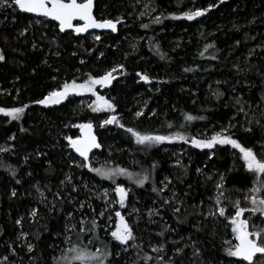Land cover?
<instances>
[{"label": "trees", "instance_id": "16d2710c", "mask_svg": "<svg viewBox=\"0 0 264 264\" xmlns=\"http://www.w3.org/2000/svg\"><path fill=\"white\" fill-rule=\"evenodd\" d=\"M12 2L0 0V107H27L19 120L0 113V148L6 149L0 151V264H69L73 246L110 253L104 264H249L227 255L237 243L230 218L239 202L248 231L264 229V216L249 211L253 196L264 198V187L237 149L197 148L191 139L227 129L264 158V0H95L97 18L124 21L116 33L84 36L60 33L54 22L23 14ZM210 4L215 7L201 17L182 16ZM114 68L112 87L94 91L113 104L108 112L119 124H100L109 113L92 111L91 92L35 103L65 82L81 84ZM90 121L101 146L89 166L124 168L132 179H104L78 166L82 159L65 137H76L78 125ZM127 128L179 133L188 142L139 145ZM116 184L127 191L123 207ZM254 187L260 191L253 193ZM33 208L36 217L29 216ZM117 211L135 237L126 245L110 235ZM253 264H264V257Z\"/></svg>", "mask_w": 264, "mask_h": 264}, {"label": "snow or ice", "instance_id": "6c2138e0", "mask_svg": "<svg viewBox=\"0 0 264 264\" xmlns=\"http://www.w3.org/2000/svg\"><path fill=\"white\" fill-rule=\"evenodd\" d=\"M14 5L21 11L25 13H33L37 16H42L50 19L51 21H55L58 23L60 32H64L65 29H73L75 33H83L86 32L90 28L97 29H111L112 32H116L117 24L120 22L119 19L116 21L110 19L97 20L93 15V0H13ZM222 2V0H221ZM2 6V5H0ZM214 4H210L208 8L196 9L194 11H186L182 13V16L186 20H193L197 17L203 16L209 9L214 8ZM143 15V13H141ZM178 19L180 17H173ZM82 21V24H74L73 21ZM39 23V21H37ZM153 22L159 23L160 18L157 17ZM142 27H147V25H142ZM96 40H100V36L95 37ZM213 47V45H206V48ZM103 55V53H101ZM203 55V52L200 53ZM5 57L0 55V61H3ZM119 68H123V65H119ZM116 69H112V71L105 72L104 75L99 77L89 76V78L81 84H77L75 81L71 83L65 82L62 84L58 90H52L48 92L47 95L43 96L42 99L36 100L35 103L40 105H49V104H58L61 100L65 99L70 93H80V92H91L94 96L96 93L94 91V87L96 85L104 86L105 84L111 83L114 79L112 72H115ZM185 71H191V69H185ZM140 80L148 82L149 77L147 75H142L137 73ZM55 79V77H54ZM264 98V97H262ZM239 102V101H237ZM95 105V106H93ZM93 105H89L92 108L93 112L100 111L102 109H112L114 106L108 100H106L103 96H96V100L93 101ZM25 107H13V108H3L0 107V113H3L6 117H10L13 120H19L21 114H23ZM242 110V109H241ZM141 112H137L136 116H141ZM185 119L191 121L195 119V117L191 115H185ZM203 119V117H200ZM117 123L119 121L116 120L115 116H111L108 119L102 122V126L104 124H112ZM81 129V136L75 139L71 137H65L68 141V146L76 152L80 157L83 158L82 162L78 165L80 167L88 168L89 171L95 172L97 175L101 176L104 179H111L114 181L115 176H127L129 179H132V174L128 173L124 168L116 167L109 169H101V168H92L89 166V152L94 148H99L101 145L97 143L96 137L92 135L91 129L92 124H81L78 125ZM123 127V125H121ZM23 131V129H21ZM251 131V129H247ZM127 132L131 134V136L135 139V143L139 145H153L160 144L165 141H173V140H184L188 142L186 138L179 133L170 136L164 135H152V134H141L139 131H136L132 128H127ZM227 129H222L221 132L215 133L211 136L210 139H191V144L197 148H213L215 145H230L232 148L237 149L240 153V159L243 160V167L250 173H253L256 177L259 178L261 187H264V158H258L257 154L254 152L252 148L242 146L236 139H233L230 134L227 133ZM264 147V144L261 145ZM0 151H6V149L0 148ZM27 160L28 157H25ZM179 163V162H177ZM199 172L200 170L197 169ZM148 179V176L145 175L143 178L136 179V183L140 186H143L144 181ZM223 179V177H221ZM20 183L19 180L16 181ZM163 183V182H162ZM170 183V181H169ZM164 187H167L165 184ZM217 188H220L221 185L218 183L216 185ZM117 201L120 206H124L125 198L127 196L126 189L120 185L116 184L113 189ZM161 188L157 190L155 187L153 191H163ZM253 193L260 191L259 187H254L251 190ZM222 194V193H221ZM12 196L16 195L15 190L11 193ZM106 195V193H105ZM248 197L246 196L245 199ZM168 201H165L167 203ZM251 203L253 204V208L249 209V211L255 213L259 212L261 216H264V198H257L253 196L251 199ZM236 211L235 215L230 218V222L232 225V232L235 234V239L237 243L227 250V255L231 257L241 258L243 261L249 262V264H253L254 256L259 254H264V239H261L262 233H264V229L260 231H248V222L246 220L239 219L245 209L239 207V202L235 205ZM174 211H178V209H174ZM219 215L224 216L225 210L224 208H219ZM104 213L101 212L100 215ZM37 209L33 208L29 216L36 217ZM69 216L72 213L68 214ZM116 226L115 229L110 232L111 237L117 241L120 245H126L128 241H132L135 239L133 236V231L129 224L125 222L124 217L121 216L120 212H116ZM22 219H17L16 224L21 225ZM93 229L96 227L95 219L92 220ZM83 227L81 228V232H83ZM21 235H26L25 233H21ZM252 237V238H250ZM67 239V238H66ZM91 243V241H90ZM133 247H139L138 245L133 244ZM33 245H27V251H33ZM163 245L160 248H154L153 251H161ZM72 255L69 260V264L71 260L80 261L81 264H87V261L90 259H94L97 261V264H104L105 259L110 253L104 252L101 249H97L96 253H90L86 249H81L77 246H73L68 250ZM176 253L179 254L183 250L177 248ZM5 259H7L5 257ZM68 259V258H66ZM145 261L150 259L147 255L144 257Z\"/></svg>", "mask_w": 264, "mask_h": 264}, {"label": "water", "instance_id": "95a60500", "mask_svg": "<svg viewBox=\"0 0 264 264\" xmlns=\"http://www.w3.org/2000/svg\"><path fill=\"white\" fill-rule=\"evenodd\" d=\"M222 1H225V0H222ZM93 2H94V7H93V15H94V17H95L97 20H103V19H106V18L100 19V18H97V17L95 16V14H94L95 0H93ZM12 3L14 4V2H12ZM17 9H18V8H17ZM18 10H19V9H18ZM19 12H21V11L19 10ZM21 13L26 14V15H30V16L35 17V18H45V17H42V16H37V15H35V14H33V13H25V12H21ZM45 19H47L48 21H51V20L48 19V18H45ZM110 20L116 21V20H118V19H110ZM119 21H120V22L117 24V29H118V25H120L121 23H123L124 20L120 18ZM52 22H54V23L57 25V28H58V30H59L58 23L55 22V21H52ZM73 23H74V24H82L83 22H82V21H78V20H76V21H73ZM109 31H111V29H97V28H90V29H88L86 32H83V33H75L73 29H65L64 32H60V30H59L60 33L72 32L75 36H84V35H86V34H99V33H102V32H109ZM111 32H112V31H111ZM116 32H117V30H116ZM116 32H113V33H116ZM104 74H105V73H104ZM104 74H102V75H104ZM102 75H98V76H95V77H99V76H102ZM112 75L114 76V79L111 81V83H109V84H105L104 86L96 85L95 87H97V88H101V89H104V90H109V89L112 87V84L114 83V81H116V79H117V75H115V74H112ZM84 124H88V123H84ZM91 124H92V123H91ZM91 133H92V135H94V136L96 137V141H97V143L100 144V142H99V138H98V135H97V133H96V131H95V127H94L93 124H92ZM81 134H82V133H81V129L79 128V130H78V136H77V137H80ZM77 137H74L73 139H75V138H77ZM98 149H99V148H94V149H92V150L89 152V156H90L92 153H94L96 150H98ZM71 150H72V149H71ZM72 151H73V150H72ZM73 153H74L79 159H82V160H83V158L80 157L76 152L73 151ZM250 238H251V237H250ZM255 257H264V254H259V253H257V254L254 256V258H255Z\"/></svg>", "mask_w": 264, "mask_h": 264}, {"label": "rangeland", "instance_id": "374dc122", "mask_svg": "<svg viewBox=\"0 0 264 264\" xmlns=\"http://www.w3.org/2000/svg\"><path fill=\"white\" fill-rule=\"evenodd\" d=\"M84 101L86 102L87 99L84 100ZM108 111L110 112V109H107V112H108ZM109 112H108V113H109ZM109 117H110V113L107 115V118H106V119H108ZM102 122H103V120L100 122V124H102ZM90 123H92V124L94 125V123H93L92 121H90ZM94 126H95V125H94ZM95 127H96V126H95ZM77 136H78V135H77ZM77 136H76V137H77ZM116 219H117V218H114V220H113V223H112L113 227H112L111 231L115 229V226H116ZM249 232H250V231H249ZM251 238H252V237H251Z\"/></svg>", "mask_w": 264, "mask_h": 264}]
</instances>
